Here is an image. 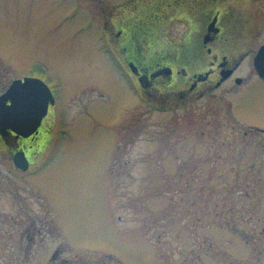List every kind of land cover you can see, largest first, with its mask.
Returning a JSON list of instances; mask_svg holds the SVG:
<instances>
[{"label":"rangeland","instance_id":"obj_1","mask_svg":"<svg viewBox=\"0 0 264 264\" xmlns=\"http://www.w3.org/2000/svg\"><path fill=\"white\" fill-rule=\"evenodd\" d=\"M101 5L0 0V92L38 72L58 94L42 167L0 156V197H30L46 224L0 264H264V80L242 67L186 104L143 100L99 39Z\"/></svg>","mask_w":264,"mask_h":264},{"label":"flooded vegetation","instance_id":"obj_2","mask_svg":"<svg viewBox=\"0 0 264 264\" xmlns=\"http://www.w3.org/2000/svg\"><path fill=\"white\" fill-rule=\"evenodd\" d=\"M96 1L102 4L97 22L107 47L140 93L150 99L161 97L169 103L186 104L229 79L242 83L246 77L237 73L242 67L260 77L255 57L264 45V0ZM176 24L183 27L179 38L170 34L177 31ZM26 75L50 84L47 73L28 72L17 77ZM51 113L29 136L11 128L0 130V156L16 172L29 171L15 164L17 153L26 154L31 169L48 151L51 131L45 125ZM29 199L21 197L18 190L2 199L9 216L0 214V229L4 224L8 226L5 229L16 232L12 239L0 234V257L6 246L15 255L24 249L25 256H32L34 245L39 243L38 236L46 225L44 214L33 213ZM56 256L54 252L53 258Z\"/></svg>","mask_w":264,"mask_h":264},{"label":"water","instance_id":"obj_3","mask_svg":"<svg viewBox=\"0 0 264 264\" xmlns=\"http://www.w3.org/2000/svg\"><path fill=\"white\" fill-rule=\"evenodd\" d=\"M256 62L258 66L257 70L264 74V49L259 52ZM21 81L22 80L14 81L9 90L0 98V124H2L3 129L5 130L7 126L14 125V123H10L11 121L15 122L19 125L20 132L27 136L33 131L36 122L37 125L40 123L41 118L46 113L48 101L50 100V102H53L54 98L51 90L45 85L43 95L40 96L41 101L35 100V102H29L26 98V94L32 83ZM37 82L40 83V86L42 87L41 82L37 80L36 82H33L34 87L38 84ZM9 98L13 99V104L5 107L4 103L6 99ZM33 109L37 112V116H30L29 111ZM31 126L32 128L26 132L25 130Z\"/></svg>","mask_w":264,"mask_h":264}]
</instances>
